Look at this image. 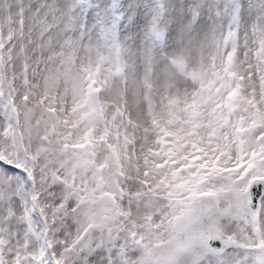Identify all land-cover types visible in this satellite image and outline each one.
<instances>
[{"label":"snow or ice","instance_id":"obj_1","mask_svg":"<svg viewBox=\"0 0 264 264\" xmlns=\"http://www.w3.org/2000/svg\"><path fill=\"white\" fill-rule=\"evenodd\" d=\"M0 264H264V0H0Z\"/></svg>","mask_w":264,"mask_h":264}]
</instances>
